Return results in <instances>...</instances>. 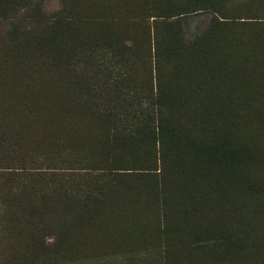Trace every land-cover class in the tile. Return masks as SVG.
I'll use <instances>...</instances> for the list:
<instances>
[{
    "label": "rangeland",
    "instance_id": "rangeland-1",
    "mask_svg": "<svg viewBox=\"0 0 264 264\" xmlns=\"http://www.w3.org/2000/svg\"><path fill=\"white\" fill-rule=\"evenodd\" d=\"M0 167V261L264 264V0H0Z\"/></svg>",
    "mask_w": 264,
    "mask_h": 264
},
{
    "label": "trees",
    "instance_id": "trees-1",
    "mask_svg": "<svg viewBox=\"0 0 264 264\" xmlns=\"http://www.w3.org/2000/svg\"><path fill=\"white\" fill-rule=\"evenodd\" d=\"M3 93V92H2ZM67 124L66 123V128H67ZM68 129V128H67ZM243 150L245 151V153L249 156V157H255L257 156V154L255 153L254 154H250L248 149L245 150V148H243ZM258 158V157H257ZM256 158V159H257ZM15 167H12L10 168V171H6V167H0V179L1 180H6V179H9V178H12L13 176H16V173H14L13 170ZM16 169V168H15ZM3 201L1 200V196H0V215L2 213V210H1V205H2ZM4 231L3 229V224H2V219L0 217V234H2ZM25 255H28L30 260L29 261H24V262H18L17 260H12V261H7V260H4V261H0V264H50L51 262H48V263H43V262H40L38 259L37 260H34V256L37 255L36 253V250H33L32 249H29L27 251V253ZM20 261V260H19Z\"/></svg>",
    "mask_w": 264,
    "mask_h": 264
}]
</instances>
